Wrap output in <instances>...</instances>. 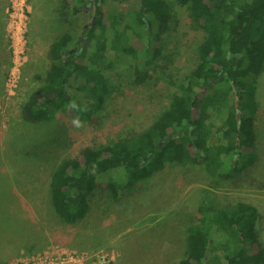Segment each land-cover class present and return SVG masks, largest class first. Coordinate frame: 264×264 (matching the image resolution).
Here are the masks:
<instances>
[{
    "label": "rangeland",
    "instance_id": "374dc122",
    "mask_svg": "<svg viewBox=\"0 0 264 264\" xmlns=\"http://www.w3.org/2000/svg\"><path fill=\"white\" fill-rule=\"evenodd\" d=\"M168 3L173 19L158 40V57L149 64L122 59L117 88L104 109L76 128L70 112L49 122L25 121L22 105L47 81L50 43L66 30L78 36L94 5L71 13L64 0H0V264L44 251L59 258L86 252L69 264H178L189 225L206 209L237 201L258 208L264 244V69L255 92V157L247 168L223 179L202 165L168 163L118 199L98 190L88 215L76 224H65L52 207L51 175L62 157L147 128L177 91L170 80L179 82L197 65L196 45L204 30L187 7ZM139 5L140 0H106L102 9L107 15L126 14ZM140 74L147 75L145 81L138 80Z\"/></svg>",
    "mask_w": 264,
    "mask_h": 264
},
{
    "label": "trees",
    "instance_id": "16d2710c",
    "mask_svg": "<svg viewBox=\"0 0 264 264\" xmlns=\"http://www.w3.org/2000/svg\"><path fill=\"white\" fill-rule=\"evenodd\" d=\"M105 1L64 0L71 13L93 4V14L78 36L66 30L50 43L47 81L22 105L25 121L49 122L70 112L72 118L90 122L117 88L122 59L149 64L158 57V40L173 19L168 0H140L137 10L114 15L102 9ZM175 1L204 30L196 45L199 61L179 82L170 80L177 91L147 128L60 159L49 191L65 224L86 218L90 197L98 190L118 199L168 163L202 165L223 179L253 163L255 92L264 69V0ZM146 78L140 74L138 80ZM72 101L88 110L67 108ZM213 116L221 121H212ZM259 218L258 208L244 201L206 209L189 225L178 264H264Z\"/></svg>",
    "mask_w": 264,
    "mask_h": 264
},
{
    "label": "built area",
    "instance_id": "2783aa9c",
    "mask_svg": "<svg viewBox=\"0 0 264 264\" xmlns=\"http://www.w3.org/2000/svg\"><path fill=\"white\" fill-rule=\"evenodd\" d=\"M69 253L70 254L69 255L67 254L64 258H59L53 255L50 256V254H48V252L46 251H44L43 253L39 252L36 256L31 258L30 260H28V258L27 260H16L14 264H69L75 256L87 255L86 252H82V254H80L76 251L73 252L71 251Z\"/></svg>",
    "mask_w": 264,
    "mask_h": 264
},
{
    "label": "clouds",
    "instance_id": "9594fccd",
    "mask_svg": "<svg viewBox=\"0 0 264 264\" xmlns=\"http://www.w3.org/2000/svg\"><path fill=\"white\" fill-rule=\"evenodd\" d=\"M66 107L77 112H86L88 110L87 105L82 107L75 101L70 102L68 105H66ZM72 125L76 128H81L84 126V122L81 120L80 116L77 115L72 119Z\"/></svg>",
    "mask_w": 264,
    "mask_h": 264
}]
</instances>
